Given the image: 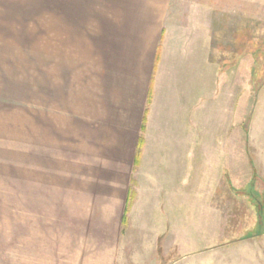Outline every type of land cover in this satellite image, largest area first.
Returning <instances> with one entry per match:
<instances>
[{
	"label": "rangeland",
	"instance_id": "rangeland-1",
	"mask_svg": "<svg viewBox=\"0 0 264 264\" xmlns=\"http://www.w3.org/2000/svg\"><path fill=\"white\" fill-rule=\"evenodd\" d=\"M203 13L225 121L173 118L192 153L162 190L149 72L109 76L107 33L133 15L145 53ZM142 223L160 264H264V0H0V264H137Z\"/></svg>",
	"mask_w": 264,
	"mask_h": 264
},
{
	"label": "crops",
	"instance_id": "crops-1",
	"mask_svg": "<svg viewBox=\"0 0 264 264\" xmlns=\"http://www.w3.org/2000/svg\"><path fill=\"white\" fill-rule=\"evenodd\" d=\"M132 16L130 15L131 18L129 17L126 20H123V16H121L119 31H116L114 34L111 31L107 33V72L109 76L113 72H116L114 74L115 78L116 75L117 78H122L124 72H149L143 103H146L148 93L151 91V103L148 109L147 123L148 119L150 122V118H152L158 125L163 126L162 130L167 126L164 131L158 132L156 138H154L156 141H161L163 147L154 150L153 155L168 158L167 168L166 165L163 166L167 177L164 178L161 188L162 190H170L179 184V179L177 178L181 175L180 168L176 166L175 158L183 157V155L187 154L189 157L192 153L191 149L181 148L182 144L176 143V140L182 142L189 138L186 134L176 135L173 132V118L178 114L181 118L183 116L181 115L183 113L182 110L185 112V117L188 111L192 109L193 112L188 118V125L193 121L194 124L203 123L206 129L203 134L205 136L210 134L214 137L213 139L219 140L218 134L211 130L214 131L216 127L221 124L223 125L225 118H223V113H209L211 106L209 108L208 105L209 92H211L212 98L217 94L218 75L219 72H224V70L221 65L211 61L209 58V39L205 21L207 15L205 13L202 14V17L197 15L194 23L187 21L183 25V29L177 32L176 36L169 37L163 41L164 34L162 31L160 41L157 40L155 46L151 43V45L145 43L147 45L145 53H140L139 47H136L138 40L135 37L123 35V29L129 27L128 23L133 24L132 21L134 19ZM135 19L137 20L138 18ZM124 21L128 23L124 24ZM140 43L144 45L143 42ZM233 69L231 72H233ZM236 71L238 72V68ZM140 99L141 101L143 100L142 96H139ZM219 104L221 106L223 102ZM143 115L144 108L142 107L140 122ZM208 124L210 125V131L207 128ZM176 172L180 173L179 176ZM183 187L184 189L190 187V179L185 181ZM127 193L128 190L126 191L125 198H127ZM127 215L126 220H128ZM122 217L123 214L120 218L121 221ZM143 217L142 220L150 219L145 215ZM165 217L167 218V215ZM152 220L155 219L152 218ZM155 227L157 226L153 225L151 227V225L149 226L146 223H142L136 227V243L140 247L139 253L141 254L137 264H160L156 250L158 249V239L164 231L156 232L159 228L157 230ZM168 264H181V262L173 261Z\"/></svg>",
	"mask_w": 264,
	"mask_h": 264
},
{
	"label": "trees",
	"instance_id": "trees-1",
	"mask_svg": "<svg viewBox=\"0 0 264 264\" xmlns=\"http://www.w3.org/2000/svg\"><path fill=\"white\" fill-rule=\"evenodd\" d=\"M150 101H151V91H149V93H148V98H147V105H149L150 104ZM144 123H145V120L143 119V125H144ZM141 131L142 132H144V126H142L141 127ZM142 143H143V138L141 137L140 139H139V147H141L142 146ZM139 155V154H138ZM138 155H136V161H135V163L137 164V162H138ZM131 192H129V194H128V197H127V204H128V202L130 201V194ZM126 215H127V212H126V210L124 211V213H123V217H122V223L124 224L125 222H126Z\"/></svg>",
	"mask_w": 264,
	"mask_h": 264
}]
</instances>
